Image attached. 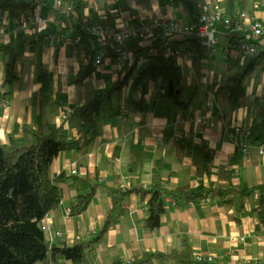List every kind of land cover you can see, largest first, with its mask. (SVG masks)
I'll use <instances>...</instances> for the list:
<instances>
[{"label":"crops","instance_id":"1","mask_svg":"<svg viewBox=\"0 0 264 264\" xmlns=\"http://www.w3.org/2000/svg\"><path fill=\"white\" fill-rule=\"evenodd\" d=\"M76 1L80 2V20L76 18L79 15L74 0H62L59 6H55V0H22L27 6L17 16L42 17L43 21L36 27L26 24L21 17L12 18L10 11L0 7V46L13 44L20 73L11 98L0 102V143H5L16 127L20 134L23 124L35 128L44 124L61 125L68 138L77 137L76 118L69 117L70 114L63 118V115L103 94L123 76H133L115 93L112 109L104 110L99 117L98 134L89 150L85 154L61 151L51 164L52 176L97 175L108 186L139 183L149 188L155 160L161 158L170 164L163 180L172 188L188 186L197 192L204 186L240 189L264 183V150L246 147L245 135L233 134L234 129L246 131L254 117L264 110V62L253 64L245 79L243 96L237 102L229 103L220 95L229 58L239 57L234 51L226 53L220 46L245 36L243 32L232 34L234 39L230 41L224 33V22L218 23V47L206 53L208 48L196 37L175 35L166 42V35L154 29L150 36L127 41L119 47L129 55L130 61L125 66L100 68L88 59L108 54L85 31L88 26L117 29L132 23L149 24L153 20L189 25L196 20L200 5H216L229 16L225 0ZM68 5L76 16L70 18L72 28L67 27L65 18ZM243 10L264 25V0H247ZM239 11V6L232 9L235 15ZM62 33L74 40L64 41ZM8 53L0 49V90ZM158 54L179 68L185 97L193 91L187 108L164 98L161 81L148 78L147 72L142 76ZM239 59L241 66L251 57ZM85 68L89 74L83 80L78 79ZM140 76L139 84L134 87ZM200 149L210 152L211 159L206 161ZM134 152L143 155L140 171L132 167V161L136 160ZM60 185L63 190L60 204L40 225L51 243L90 242L85 264H111L119 260L126 263L145 253H168L186 246L194 259L201 254L211 255L213 262L264 264V223L259 214L258 194L235 204L211 198L209 202L193 200L178 205L167 198L160 225L150 229L145 224L146 198L133 193L112 211L111 224L102 232L113 205L110 192L99 189L82 214L71 216L68 210L81 191L69 186L68 181ZM152 264L180 263H163L155 258Z\"/></svg>","mask_w":264,"mask_h":264},{"label":"trees","instance_id":"2","mask_svg":"<svg viewBox=\"0 0 264 264\" xmlns=\"http://www.w3.org/2000/svg\"><path fill=\"white\" fill-rule=\"evenodd\" d=\"M74 1L76 2L75 12L79 16L70 14L65 17L68 28H72L71 17L75 16L78 20L81 18L79 14L80 2ZM246 2L247 0H225L224 5L228 8L229 15L235 16L232 9L239 6V9L243 11ZM26 6L21 1H0V7L10 11V15L13 17L22 14ZM197 14L195 21L199 17L198 12ZM228 38L230 41L234 39V37ZM237 38L240 40L245 36ZM13 48V44H1L0 46V49L9 51L3 65L0 102L8 101L11 98L14 86L20 79L17 68L18 55ZM263 56L264 50L261 49L259 54L252 56L250 61L241 66L240 57L231 56L229 58L224 80L220 86L222 98H225L229 103H234L243 96L245 79L253 64L263 61ZM156 58L145 67L142 76L147 72L149 76L159 78L165 89L164 98L170 103L187 108L190 105L193 91L190 92L189 97H185L184 78L179 68L163 55L158 54ZM88 74L89 71L85 68L80 72L78 79L83 80ZM142 76L134 81V87L139 84ZM128 77L123 76L103 94L84 105L77 106L70 113L69 117L76 118L78 122L79 135L77 137L68 138L61 125L44 124L35 128L23 124L20 134L19 127H16L8 135L7 141L0 143V264H36L40 261L46 264L64 261H70L72 264H85V255L86 251L90 249V242L78 240L73 245H66L64 242L51 243L46 239L45 232L40 225V221L60 204L63 195L60 184L64 181H68L69 186L81 191L70 205L68 213L71 216L82 214L95 198L99 189L104 188L110 192L113 205L103 223L102 232L111 224L112 211L133 193H139L146 198L148 216L145 224L150 229L160 225L167 198L178 205L201 200L207 196L210 199L219 198L227 204H235L238 201L243 202L249 196L258 194L259 214L264 223V183L240 189L204 186L197 192L188 186L172 188L166 186L163 180L164 174L170 170V164L161 158L155 160L152 168V184L149 188L143 187L139 183L108 186L97 175L94 177L51 175V164L61 151L75 150L85 154L89 150L92 140L98 134L99 117L104 110L112 109L114 95L128 82ZM244 135L246 147L253 146L257 149L264 144V110L261 109L260 114L254 117ZM200 152L206 161L211 159V154L207 150L200 149ZM133 155L136 160L132 161V167L138 168L140 171L143 155L140 152H134ZM119 212L121 213L122 210ZM155 258L163 263L172 261L180 264H226L224 262L200 263L192 258L189 246L168 253L159 251L145 253L132 263L119 260L111 264H152ZM244 264L260 263L249 261Z\"/></svg>","mask_w":264,"mask_h":264},{"label":"built area","instance_id":"3","mask_svg":"<svg viewBox=\"0 0 264 264\" xmlns=\"http://www.w3.org/2000/svg\"><path fill=\"white\" fill-rule=\"evenodd\" d=\"M21 1L22 0H10ZM38 1V0H36ZM62 0H55V6L61 5ZM73 7L71 5L66 6V16L72 14ZM229 15V14H228ZM235 15V14H234ZM20 18L25 21L26 24L36 27L43 19L42 17L35 16L33 14H26L22 16H16L12 18ZM220 22H224V33L227 36L232 37L235 32H243L244 39L236 40L230 44L220 46L223 51L230 54L234 51L240 58L247 59L248 57L259 54L260 50H264V25L255 16L249 14L246 11H239L235 16H227L218 6L209 7L200 5V12L197 21L190 25L182 24L179 21L172 20H153L149 24H137L132 23L126 26H122L117 29L103 26H88L85 31L96 39L98 44L108 51L107 55L97 54L88 57L93 64L97 67L106 66H125L129 63L128 53L120 49L122 45L127 41H137L150 36L154 29L161 31L166 35V42H169L170 37L179 36H191L196 37L204 46L208 48L206 53L214 51L217 45L216 39V27ZM64 41L71 42L74 38L62 33L61 35ZM164 53V50L161 52ZM187 54H191V51H187ZM264 61V56H263ZM148 78L150 76H147ZM128 79H133V76H129ZM160 81L159 78H156ZM67 114L63 115V118H67ZM235 132V133H234ZM234 135L245 134L238 129L233 130ZM259 152H263L264 144L257 148ZM203 202H209L210 197L201 198ZM192 203V201H189ZM59 235V233H57ZM198 262H213L211 255H197L195 257ZM134 262L133 259H129L126 263Z\"/></svg>","mask_w":264,"mask_h":264}]
</instances>
